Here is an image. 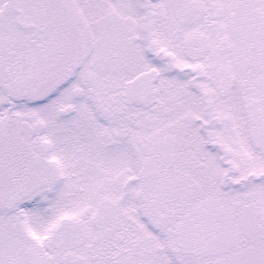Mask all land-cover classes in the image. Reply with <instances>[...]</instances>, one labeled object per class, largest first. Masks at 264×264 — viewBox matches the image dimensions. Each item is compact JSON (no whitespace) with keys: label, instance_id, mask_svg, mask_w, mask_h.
<instances>
[{"label":"snow or ice","instance_id":"snow-or-ice-1","mask_svg":"<svg viewBox=\"0 0 264 264\" xmlns=\"http://www.w3.org/2000/svg\"><path fill=\"white\" fill-rule=\"evenodd\" d=\"M0 264H264V0H0Z\"/></svg>","mask_w":264,"mask_h":264}]
</instances>
